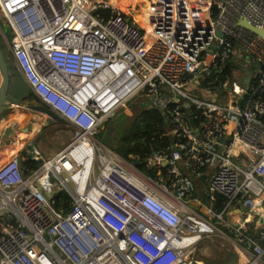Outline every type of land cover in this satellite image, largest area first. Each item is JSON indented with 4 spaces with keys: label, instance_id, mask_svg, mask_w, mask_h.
Instances as JSON below:
<instances>
[{
    "label": "built area",
    "instance_id": "2783aa9c",
    "mask_svg": "<svg viewBox=\"0 0 264 264\" xmlns=\"http://www.w3.org/2000/svg\"><path fill=\"white\" fill-rule=\"evenodd\" d=\"M202 1L208 20L192 0H151L162 11L148 41L130 5L0 0L30 93L78 131L50 158L32 146L35 169L20 156L0 166V264H193L209 219L240 212L248 264H264V232L246 235L264 218V40L239 25L264 30V1ZM134 101L163 112L159 139L171 143L149 147L152 175L102 142L105 124ZM204 169L200 213L189 203Z\"/></svg>",
    "mask_w": 264,
    "mask_h": 264
},
{
    "label": "crops",
    "instance_id": "0c3cea01",
    "mask_svg": "<svg viewBox=\"0 0 264 264\" xmlns=\"http://www.w3.org/2000/svg\"><path fill=\"white\" fill-rule=\"evenodd\" d=\"M122 1H132V0H122ZM192 3H193V5H195L197 7H201L203 9V11L206 15L205 19L208 20L209 19V16L207 14L208 13L207 7H209L208 4L205 3V5L207 6L206 7L199 0H192ZM151 4H152L151 0H137L135 4L130 5V6H132L131 11L138 13L141 16V14L143 15L144 8H146V10H147L148 8H150ZM152 11L155 12V15L151 19H149L148 17L143 15L146 19L147 25L148 24L150 25L152 23V21L155 22V21L159 20L161 17L162 8L159 5H157V6L153 5ZM144 29H146V28L143 27V30ZM7 39H8V37L5 34L4 28L0 25V40H2L7 45ZM149 40H151V39L149 38ZM251 74L252 75L254 74V70L251 71ZM32 100L33 101H31V104H29L28 102H21V104L19 106H12L10 109L5 110L0 115V166L2 164L6 163L7 161H9L10 159H12L16 156H20L22 168H27L23 165V162L28 160L27 157L30 159L29 155L32 156L35 149H36V151H38L41 154V156L43 158H50L60 151V148H59L60 146H59V143L57 142V145L54 149H52L50 152H46L48 145L52 142H56V135H54V136L46 135L45 136V139L47 137L46 141H45V139H43V141L39 142L40 145H42V147L39 148L36 144H35V149H34V147H32L35 143L34 139L39 137V135L41 134V130H43V128L49 129L48 128L49 126H52L54 124H56V125L59 124V122L51 120L48 116L47 119H44L45 121H43V119H42V120H40V123L35 122L33 126H32V124H31V126H29L28 123H29L30 118H33V120L37 121V120L41 119V117H39V115L45 114V113H42V112H39L36 110H32L28 107L29 105H34V104L40 105V102L38 99L32 98ZM35 101L38 104H36ZM136 105H138V106L144 105V108H142V111L149 110L146 102H142V103L136 102ZM142 111H140V112H142ZM18 112H20V113H18ZM36 114L39 117V119H38V117L35 116ZM139 114H137L135 116V118H137V116ZM135 118H134V120H135ZM131 125L129 127H131ZM36 127H38V128H36ZM64 137H65V139H67L68 136H64ZM153 138H154V140H153ZM58 139H59V137H58ZM114 140H115V138H114ZM148 140L149 141L147 143H145L144 147L149 148L152 144H155L159 140V137L153 135V136H150L148 138ZM45 142H47V143H45ZM120 142H121V139L118 142L115 141L116 148H117V145L120 144ZM170 144L171 143L168 142V145H170ZM166 149H167V147L165 148V150ZM43 151L45 152V154ZM29 169H32V168H29ZM203 171H204V175L200 179L194 180L195 192H194L193 196L190 197L191 201L189 203L191 208H193L194 210H196L197 212H200V213L206 212L207 206L209 207V205H208L209 203H207L208 200H207V195H206V192L208 189V184H209V174H208V171H206L205 169ZM196 193L199 194L198 197H196ZM215 213L218 214L217 211H215ZM240 213L232 214L233 215L232 217H234V219H237L236 222L238 221V219H239V221L241 220L242 214H240ZM259 213H261V210H259ZM223 217H226V215H224ZM212 218H218V217H212ZM261 219H262V216L258 215L254 218L252 223H250L249 225L246 226V230H247L246 235L251 236L254 239L259 238V234L264 232V223L261 224V222H260ZM256 221H258L257 224H256ZM261 244L263 245L264 243L261 242Z\"/></svg>",
    "mask_w": 264,
    "mask_h": 264
},
{
    "label": "rangeland",
    "instance_id": "374dc122",
    "mask_svg": "<svg viewBox=\"0 0 264 264\" xmlns=\"http://www.w3.org/2000/svg\"><path fill=\"white\" fill-rule=\"evenodd\" d=\"M199 1L205 5V2H203L202 0ZM0 25L4 28L6 36L10 39V29L6 25V22L3 20L1 15ZM31 101H33L32 97L28 96L23 102H28L29 104H31ZM136 102L137 101H134L130 103L127 107H125L122 111L120 110L116 114V116L112 118V120L108 121L105 124L104 131L109 127L115 128L114 138L116 142L122 139V136L125 134L129 126L134 121L135 116L139 114L140 111H142V108H144V105L138 106L136 105ZM36 104L38 103L36 102ZM35 116L38 117L37 114ZM39 117H41V119H39ZM39 117V120L37 121L33 120V118H30L28 123L29 126H31V124L33 126L35 122L40 123V120L42 119L43 121H45L44 119L48 118V116H46L45 114H41L39 115ZM57 125L54 124L52 126H49V129L43 128L39 137L34 139V145L36 144L40 148L42 147V145H40L39 142L43 141L46 135H56V142L50 143L46 149V152H50L52 149H54L57 145V142L59 143L60 150H62L71 141V139L76 134H78V131L75 128L71 127L66 123H59ZM64 136H68L67 139H65ZM235 163L237 165L240 164L237 161H235ZM198 196L199 194L196 193V197ZM232 216L233 215L227 214L226 217H223L222 219H209V222L211 223L212 227L205 232V235H203L202 240L196 245V247L191 252H189V262H193V264H248L252 260L250 248L245 246L244 242L241 240L239 235H237L239 233H236L238 232L237 227L239 226V219L236 222L237 219H234V217ZM257 223L258 221H256V224Z\"/></svg>",
    "mask_w": 264,
    "mask_h": 264
},
{
    "label": "trees",
    "instance_id": "16d2710c",
    "mask_svg": "<svg viewBox=\"0 0 264 264\" xmlns=\"http://www.w3.org/2000/svg\"><path fill=\"white\" fill-rule=\"evenodd\" d=\"M264 1V0H263ZM109 14V13H107ZM232 75V71L230 67L226 69L224 75ZM30 96L34 99L35 96L30 94ZM193 116L198 118L201 117L200 112L197 110L192 111ZM199 120V119H198ZM197 120V122H198ZM196 122V125L198 124ZM164 115L163 112L159 110H144L140 112V114L135 118L131 127L123 135L121 142L117 145V152L121 154L126 160H133L137 162V166L139 170L143 172H147L148 174H153V170L148 168V164L146 163V157L148 154V147H144L145 143L149 140L150 136H160L161 129L164 127ZM168 138L164 140H158L155 146L159 148H164L168 145ZM38 162L32 159H28L23 162V165L27 168L35 169L38 166ZM61 196V195H60ZM59 196V197H60ZM57 198V207L60 206V198ZM65 197V196H64ZM216 203L214 205V210L220 214L225 206V198L219 194H216Z\"/></svg>",
    "mask_w": 264,
    "mask_h": 264
},
{
    "label": "water",
    "instance_id": "95a60500",
    "mask_svg": "<svg viewBox=\"0 0 264 264\" xmlns=\"http://www.w3.org/2000/svg\"><path fill=\"white\" fill-rule=\"evenodd\" d=\"M239 25L245 27L256 35H259L264 40L263 29L256 28L244 20L240 21ZM218 35L220 36L221 33L219 32ZM30 94L29 86L19 69L16 68L15 63L10 56L8 46L0 40V115L12 106H19L21 102L30 96ZM28 107L32 110L45 113L51 120L59 123H65L63 118L59 117L55 112L42 104L29 105ZM114 133L115 128L109 127L102 138V142L113 150L116 149ZM56 195H58V193ZM260 222L263 224L264 218L261 219Z\"/></svg>",
    "mask_w": 264,
    "mask_h": 264
},
{
    "label": "bare ground",
    "instance_id": "6f19581e",
    "mask_svg": "<svg viewBox=\"0 0 264 264\" xmlns=\"http://www.w3.org/2000/svg\"><path fill=\"white\" fill-rule=\"evenodd\" d=\"M137 0H132V1H122V0H109L110 3L112 4H117L120 8H123V7H127L131 4H135ZM152 8L153 6L151 5L150 8H148L146 10V8H144L143 10V15L148 17L149 19H151L154 15H155V12L152 11ZM141 14V22L142 24L146 27V32H147V35H146V40L150 41L149 38H150V33L149 32V29H148V25H147V22H146V19L145 17ZM48 101L50 102H53L54 104H58V107L61 109V110H66V107L62 104V103H58V99L55 98V97H49L48 98ZM17 110V109H16ZM21 111V110H20ZM14 113V112H13ZM20 113V112H18ZM28 113V112H27ZM28 115V114H27ZM46 115V114H45ZM72 115V114H71ZM72 116H75V114H73Z\"/></svg>",
    "mask_w": 264,
    "mask_h": 264
}]
</instances>
